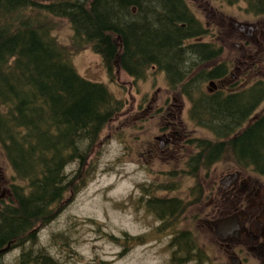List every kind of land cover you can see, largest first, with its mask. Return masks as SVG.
<instances>
[{
  "label": "trees",
  "instance_id": "obj_1",
  "mask_svg": "<svg viewBox=\"0 0 264 264\" xmlns=\"http://www.w3.org/2000/svg\"><path fill=\"white\" fill-rule=\"evenodd\" d=\"M244 1L247 12L264 15V0ZM48 16L66 18L74 49L91 47L111 76L125 72L145 78L159 61L170 69L168 81L175 90L182 88L180 75L189 69L181 54L184 43L207 32L186 0H0V141L16 177L25 182L12 183L13 194L0 206V249L33 242V229L56 216L68 193L85 187L92 170L89 166L87 172V160L101 147L105 127L123 106L105 84L77 72L71 52L53 36ZM188 48L203 52L202 47ZM199 83L190 81L186 89ZM254 94L258 109L264 100L262 83ZM227 105L230 109L215 111L223 121L239 115L235 103ZM233 143L237 154L244 153L257 169H264V112ZM162 204L146 200L154 212L167 211L158 207ZM183 212L178 208L170 216ZM174 232L169 242L173 262L184 264L189 256H201L190 231L175 226ZM135 240L143 242L144 237ZM29 249L21 254L22 264H53L48 257L39 262L43 249L37 255Z\"/></svg>",
  "mask_w": 264,
  "mask_h": 264
},
{
  "label": "rangeland",
  "instance_id": "obj_2",
  "mask_svg": "<svg viewBox=\"0 0 264 264\" xmlns=\"http://www.w3.org/2000/svg\"><path fill=\"white\" fill-rule=\"evenodd\" d=\"M186 1L203 26H208L205 29L220 20L224 22L225 26L220 32L215 30L217 35L205 38L219 44L224 42V53L219 60L233 57L238 51V47L234 46L237 38L228 30L229 24H232L230 18L249 23L264 19V15L247 12L244 0ZM48 18V22L52 24L53 36L71 52V62L77 72L86 79L105 84L115 98L123 101V106L118 116L105 127L101 147L96 148L87 160V172L89 166L92 170L85 187L78 188L75 193L71 191L64 197L56 216L40 230L35 240L31 241V246L27 244L21 252L30 248L32 254L37 255L36 252L43 249L45 252L39 262L44 263L48 257L53 264H176V261H172L169 247L174 227L189 226L182 225L180 217L177 221L167 223L171 226L162 223L155 212L144 204V200L153 191L151 183L157 179L155 172L159 171L167 176L171 194L186 198L191 188L197 186L196 182L202 178V173L193 176L182 171L183 168H189L181 162V151L173 154L162 153L158 149L159 142H156L157 153L152 154L147 150L153 136L158 134L161 119L148 120L146 114H138L139 103L146 98L151 101L153 96L160 101L165 95L150 96L148 89L155 82L156 87L165 89L168 86L166 76L155 73L157 81L154 82L148 69L143 82L141 79L135 80L125 72L117 77L111 76L101 56L91 47L74 49L72 26L66 18ZM206 31V34L209 33V30ZM261 57L260 70L256 75L264 76V55ZM202 85L205 87L204 82ZM261 109H264V100L259 107ZM186 135L192 138L203 137L202 130L194 125L190 126ZM205 136L213 135L205 131ZM187 148L189 152H194L191 142ZM174 171L176 173H172ZM15 174L0 141V206L13 194L10 187L12 183H25ZM198 211L199 205L196 204L191 214ZM200 228L202 231L207 229L205 226ZM202 231L198 233L200 239L205 241V249L211 257L210 264H223L219 260L226 257L219 244L212 240V233ZM140 236L144 237L143 242L135 240V237ZM124 239L128 240L126 244H123ZM18 248L12 247L9 253H1L0 262L19 264L21 254ZM29 253L28 251L26 257ZM226 259L232 264L230 258Z\"/></svg>",
  "mask_w": 264,
  "mask_h": 264
},
{
  "label": "flooded vegetation",
  "instance_id": "obj_3",
  "mask_svg": "<svg viewBox=\"0 0 264 264\" xmlns=\"http://www.w3.org/2000/svg\"><path fill=\"white\" fill-rule=\"evenodd\" d=\"M229 21L232 24H229L228 30L237 38V41H234V46L238 47L235 56L218 59L223 56L224 42L219 44L205 38L217 35L216 31L220 32L225 24L221 20L217 24L212 23L206 29L209 33L184 43L187 48L181 51V54L185 67L189 66V69L188 73L180 75L183 80L182 88H172L168 81L170 69L156 61L148 71L153 75L154 82L157 81L155 73L165 75L168 86L165 89L156 87L155 82L153 87L148 89V94L165 96H162L160 101L153 96L151 101L146 98L139 103L138 114H146L148 120L161 119L158 134L153 136L147 147L148 152L157 153L156 142H159L158 149L162 153L182 152L181 162L189 168H183V172L193 176L202 173V178L196 182L197 186L191 188L186 198L171 194L167 176L159 171L155 172L157 179L151 183L153 191L146 197V200L153 198L164 203L158 207H167V211H155L162 223L168 225L167 223L181 218L182 225L189 226L176 227L179 231H190L189 235L196 241L195 245L201 256H189L190 259L184 264H210L211 257L205 249V241L200 239L198 233L202 231L201 226H205L206 231L212 233V240L219 244L232 264H264V169H257L251 158L246 159L244 153L237 154L238 147H233V141L254 125L259 113L264 112V109L259 110L261 104L255 109L254 94L257 83L264 85V76L256 75L260 70L261 56L264 55V19L255 23L237 21L234 18ZM193 46L202 47L200 49L203 52H190L188 47ZM214 48L213 54L206 52ZM140 79L143 82V78ZM190 81L200 83L198 87L186 89ZM202 81L205 87L201 86ZM228 103L236 104L239 115L236 112V115L223 121L215 111L223 106L230 109ZM197 113L198 115H193ZM191 125L200 128L203 137H188L186 131ZM205 131L213 136H205ZM190 142L194 152L188 151ZM196 204L199 205V211L192 215ZM170 207H174V210L179 208L184 212L170 216L174 211ZM34 229L36 237L43 227L39 224ZM206 231L202 232L207 233ZM175 235L174 232L170 241ZM27 244L31 246V240L22 246H12L10 243L6 246L10 245L9 251L12 247H19L18 250L22 254L21 250ZM172 256L173 249L171 258ZM226 258L222 257L219 262L229 264ZM19 264H22L21 260Z\"/></svg>",
  "mask_w": 264,
  "mask_h": 264
},
{
  "label": "water",
  "instance_id": "obj_4",
  "mask_svg": "<svg viewBox=\"0 0 264 264\" xmlns=\"http://www.w3.org/2000/svg\"><path fill=\"white\" fill-rule=\"evenodd\" d=\"M8 248H9V247H7V248H4V249H3V250H1L0 252H4V251H6Z\"/></svg>",
  "mask_w": 264,
  "mask_h": 264
}]
</instances>
